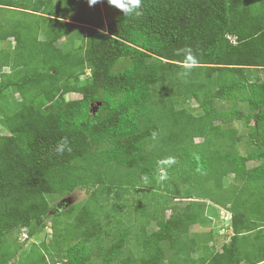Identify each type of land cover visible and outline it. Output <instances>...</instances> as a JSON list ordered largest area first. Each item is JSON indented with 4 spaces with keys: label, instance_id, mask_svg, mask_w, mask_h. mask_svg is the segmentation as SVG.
<instances>
[{
    "label": "trees",
    "instance_id": "1",
    "mask_svg": "<svg viewBox=\"0 0 264 264\" xmlns=\"http://www.w3.org/2000/svg\"><path fill=\"white\" fill-rule=\"evenodd\" d=\"M100 2L0 0V264H264V0Z\"/></svg>",
    "mask_w": 264,
    "mask_h": 264
},
{
    "label": "rangeland",
    "instance_id": "2",
    "mask_svg": "<svg viewBox=\"0 0 264 264\" xmlns=\"http://www.w3.org/2000/svg\"><path fill=\"white\" fill-rule=\"evenodd\" d=\"M93 6H98L100 8L101 12L104 15V20L106 21L107 15L104 12V8H103L100 0H98V2ZM2 18L6 19L4 22L5 26L12 28L13 24L15 23L14 20L16 19V16L11 14V15H5ZM17 19H18V17H17ZM9 41H12V39L11 38L8 39V42ZM7 46H8V43L5 42L2 44V42H0V47H4L3 49H5L7 51H10L9 49H13L12 46H9V47H7ZM69 94L70 93H66L67 98L70 97ZM233 126H235L238 129L242 128V124L238 121L233 122ZM150 195H152V194L150 193ZM86 196H87V193L84 190L76 189L70 195H67V196L61 197V198H56L55 199V207L51 210L50 214H55V212L57 210H62L65 207H67L73 203H77V202L83 200L84 198H86ZM208 204H212V203H208ZM216 209H217V217L212 218L213 219L212 220L213 226L208 227V228H202L201 227L200 230H206V231L209 229L212 230L213 234H214L213 245L215 246L216 249H220L228 241V235H227L228 232L226 230L229 228L228 224L230 222L228 221L229 213L227 211H225L223 208H220V207H216ZM62 221H63V219L60 220L59 223H61ZM222 228H224L225 230H222ZM45 235H47L46 238L48 239L49 235H50L49 228H46ZM42 236H44V234H42ZM40 238H41V236H40ZM19 239H21V241H24V247H25L24 250H26L30 244L36 243V240H32V239L27 238V231L26 230H24L20 233ZM21 253H24V251H21ZM19 256H20V254L16 255V258H18Z\"/></svg>",
    "mask_w": 264,
    "mask_h": 264
},
{
    "label": "clouds",
    "instance_id": "3",
    "mask_svg": "<svg viewBox=\"0 0 264 264\" xmlns=\"http://www.w3.org/2000/svg\"><path fill=\"white\" fill-rule=\"evenodd\" d=\"M98 2V0H87V3L90 6L95 5ZM107 2L110 5L115 6L117 9H119L123 15H141L140 9L142 7V0H107ZM185 61L183 64V67L185 69H191L194 65L197 63L196 57L192 54L191 49H185ZM65 150L71 151V148L68 146V140L67 138H64L60 143L56 146V151L59 153H63ZM162 163L171 165L175 163V159L173 157H168L165 161ZM167 172L164 169H160L159 175L157 176L158 182H164L168 180ZM142 179L147 183L148 178L142 177Z\"/></svg>",
    "mask_w": 264,
    "mask_h": 264
},
{
    "label": "built area",
    "instance_id": "4",
    "mask_svg": "<svg viewBox=\"0 0 264 264\" xmlns=\"http://www.w3.org/2000/svg\"><path fill=\"white\" fill-rule=\"evenodd\" d=\"M228 38L229 39H231L232 40V42H235V38L234 37H232V36H230V35H228ZM90 105H92L93 106V104L91 103ZM229 218H230V215L228 216V221H229ZM228 227H229V224H228ZM222 230H225L224 228H222ZM227 232H228V234H230L231 233V230H230V227L226 230ZM225 232V231H224Z\"/></svg>",
    "mask_w": 264,
    "mask_h": 264
}]
</instances>
